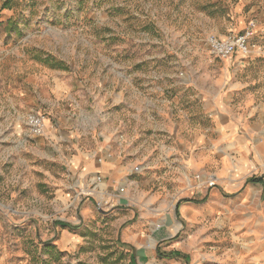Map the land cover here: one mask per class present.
Wrapping results in <instances>:
<instances>
[{
  "label": "rangeland",
  "instance_id": "obj_1",
  "mask_svg": "<svg viewBox=\"0 0 264 264\" xmlns=\"http://www.w3.org/2000/svg\"><path fill=\"white\" fill-rule=\"evenodd\" d=\"M248 28L258 45L249 58L211 53V36ZM249 101L264 102V0H0V257L124 264L95 232L108 206L79 222L84 201L100 199L74 156L107 134L113 154L144 156L132 168L146 181L139 190L170 208L204 184L171 161L189 159L198 137L220 139V124ZM30 114L43 117L42 135L30 133ZM240 220L218 213L209 226L227 239L223 226ZM62 222L80 223L71 233L83 242L60 247Z\"/></svg>",
  "mask_w": 264,
  "mask_h": 264
},
{
  "label": "crops",
  "instance_id": "obj_2",
  "mask_svg": "<svg viewBox=\"0 0 264 264\" xmlns=\"http://www.w3.org/2000/svg\"><path fill=\"white\" fill-rule=\"evenodd\" d=\"M254 104L249 101L246 108L220 124L214 132L220 139L198 137L189 159L171 161L180 162L177 166L191 173L201 171L199 182L204 184L198 185L192 197L175 198L170 208L166 197L139 190L146 181L132 168L144 156L130 148L126 156L113 154L117 147L109 144L107 134L100 137L102 145L74 156L81 182L89 184L97 175L103 177L96 186L98 198L110 203L107 210L98 209L95 232L122 250L124 264H264V102ZM114 179L121 180L124 193L112 191ZM210 180L216 185L209 187ZM98 201L96 197L84 201L77 214L80 223L90 219ZM218 213L242 217L223 226L227 239L217 240L214 227L209 226ZM76 222L58 223L66 227L58 243L63 249L75 239L83 240V234L71 233L80 224ZM44 246L50 253L55 245L49 239ZM0 264L27 263L23 258L4 256Z\"/></svg>",
  "mask_w": 264,
  "mask_h": 264
},
{
  "label": "built area",
  "instance_id": "obj_3",
  "mask_svg": "<svg viewBox=\"0 0 264 264\" xmlns=\"http://www.w3.org/2000/svg\"><path fill=\"white\" fill-rule=\"evenodd\" d=\"M208 44L211 50V53L220 59L224 60H232L238 55H241L243 58L250 57L253 52L257 48V39L256 33L253 28H248L245 31L238 34H230L223 38L217 36H211L208 39ZM27 123L29 127V131L34 136L42 135L44 132V120L43 117L39 114H30L27 118ZM138 167H135V170H138ZM103 177L101 175H97L95 179H93L92 184L98 185L101 184ZM210 186L214 185V181L209 182ZM119 193L124 192V187L120 186L118 188ZM88 194H92L91 192H87ZM110 203L109 200L100 199L98 201V208H102V206H108Z\"/></svg>",
  "mask_w": 264,
  "mask_h": 264
},
{
  "label": "trees",
  "instance_id": "obj_4",
  "mask_svg": "<svg viewBox=\"0 0 264 264\" xmlns=\"http://www.w3.org/2000/svg\"><path fill=\"white\" fill-rule=\"evenodd\" d=\"M253 180H255L254 178H252L250 181H253Z\"/></svg>",
  "mask_w": 264,
  "mask_h": 264
}]
</instances>
